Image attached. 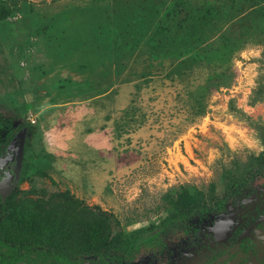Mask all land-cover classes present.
<instances>
[{
  "label": "rangeland",
  "instance_id": "rangeland-1",
  "mask_svg": "<svg viewBox=\"0 0 264 264\" xmlns=\"http://www.w3.org/2000/svg\"><path fill=\"white\" fill-rule=\"evenodd\" d=\"M1 6L0 146L15 131L19 153L2 240L105 264L86 248L119 235L123 264H205L202 216L231 232L264 210V0ZM197 192L204 213L169 219Z\"/></svg>",
  "mask_w": 264,
  "mask_h": 264
},
{
  "label": "trees",
  "instance_id": "trees-1",
  "mask_svg": "<svg viewBox=\"0 0 264 264\" xmlns=\"http://www.w3.org/2000/svg\"><path fill=\"white\" fill-rule=\"evenodd\" d=\"M0 19L6 16V8L0 7ZM24 127L23 124L17 126V129ZM28 133L33 134L35 128L33 125H29L26 128ZM9 133L7 135L6 140L1 144V146H5L13 134ZM257 160H261L264 162V152L255 157ZM199 193L197 194H184L181 195L174 202V210L170 215L169 219H180L190 217L192 213L200 211V215L207 210L206 206L200 205V197ZM222 201V197L219 198ZM4 210V213L0 208V221L3 219H9V212L14 209V204L10 202V198L1 202ZM44 219L35 215L33 221L35 224L37 222H42ZM81 226V224H80ZM83 227V226H82ZM100 229L97 230V234L99 236H105L103 230L99 232ZM86 232V231H84ZM101 233V235H100ZM207 234V233H206ZM208 235V234H207ZM240 236V235H239ZM104 238V237H103ZM102 238V239H103ZM101 240V239H100ZM244 240V238H242ZM207 244L206 246V257L209 261L217 262L218 264L223 263L224 261V253L221 249L224 247V244H216L210 238H206ZM124 240L119 236L112 237L110 239L105 238L101 241V244L98 242L93 246H89L86 248L87 255H93L98 260H100L105 264H107V260H114L113 264H123L120 262L121 255L119 251L122 248V243ZM213 252V254H211ZM118 260V262H115ZM0 264H86L83 257L78 254H72L68 251H60L52 247L47 240L39 239V240H30V241H20L12 243L8 240H2L0 238Z\"/></svg>",
  "mask_w": 264,
  "mask_h": 264
},
{
  "label": "flooded vegetation",
  "instance_id": "flooded-vegetation-1",
  "mask_svg": "<svg viewBox=\"0 0 264 264\" xmlns=\"http://www.w3.org/2000/svg\"><path fill=\"white\" fill-rule=\"evenodd\" d=\"M16 134L17 133H15L14 135ZM10 141L5 146H0V156L6 152V148L10 144ZM2 165L3 166L0 165V180H2L3 178H7L9 172L14 173V170L16 168V160L14 159L10 161H5L2 163ZM9 194L6 196V198L9 196ZM6 198L3 201H5ZM201 218L205 219L204 221L207 220L208 222L211 223V231L206 229H205L206 231H204V235H206V238L208 237L212 239L216 244H224L223 255L225 256L223 257L226 260L221 264H246L248 260H250V262H253L254 257L255 256L257 257L259 255L258 253L263 243V238L260 235L261 233L258 232L257 229L264 227V210L260 211L259 214L257 213L255 219L249 222L244 228L236 227L233 230H231V232H230V228L233 225V221L231 218L216 220V218L207 216V214L202 216ZM216 225H219L222 228V237H223L222 240L215 239L214 228ZM195 231L201 232L202 229L198 226L195 229ZM242 238H244V240H242ZM206 244L207 241H205L204 248L202 251L205 258L204 263L218 264L217 262L209 261L207 259L206 257L207 249L205 246ZM211 254H213V252Z\"/></svg>",
  "mask_w": 264,
  "mask_h": 264
},
{
  "label": "water",
  "instance_id": "water-1",
  "mask_svg": "<svg viewBox=\"0 0 264 264\" xmlns=\"http://www.w3.org/2000/svg\"><path fill=\"white\" fill-rule=\"evenodd\" d=\"M20 136V135H18ZM12 144H9L6 148V152L0 156V165H2L3 162L5 161H10V160H16V168L14 170V173L9 172L7 178H3L0 180V195L2 200L6 198V196L11 192L15 185V180H16V169H17V162L19 161V153L15 152L14 148H11ZM19 164V163H18ZM215 232V239L216 240H222V228L219 225H216L214 228Z\"/></svg>",
  "mask_w": 264,
  "mask_h": 264
},
{
  "label": "built area",
  "instance_id": "built-area-1",
  "mask_svg": "<svg viewBox=\"0 0 264 264\" xmlns=\"http://www.w3.org/2000/svg\"><path fill=\"white\" fill-rule=\"evenodd\" d=\"M31 121H34V120H31Z\"/></svg>",
  "mask_w": 264,
  "mask_h": 264
}]
</instances>
